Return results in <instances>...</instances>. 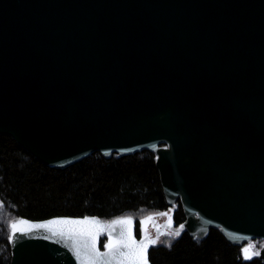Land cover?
Masks as SVG:
<instances>
[{
    "label": "water",
    "instance_id": "1",
    "mask_svg": "<svg viewBox=\"0 0 264 264\" xmlns=\"http://www.w3.org/2000/svg\"><path fill=\"white\" fill-rule=\"evenodd\" d=\"M0 134L51 169L149 150L168 206L138 236L131 215L15 219L8 264H84L48 227L11 228L65 217L105 226L100 253L130 217L138 242L213 228L264 264V0H0Z\"/></svg>",
    "mask_w": 264,
    "mask_h": 264
},
{
    "label": "trees",
    "instance_id": "2",
    "mask_svg": "<svg viewBox=\"0 0 264 264\" xmlns=\"http://www.w3.org/2000/svg\"><path fill=\"white\" fill-rule=\"evenodd\" d=\"M159 177L149 150L110 158L96 151L65 169H51L11 136L0 134V264L10 262L9 222L22 217L98 216L109 220L131 215L137 225L138 218L168 208ZM183 219L177 202L174 220L178 224ZM262 242L253 239L252 248ZM148 258L151 264H261L256 257L243 260L241 245L230 244L213 228L202 240L187 232L162 235Z\"/></svg>",
    "mask_w": 264,
    "mask_h": 264
},
{
    "label": "snow or ice",
    "instance_id": "3",
    "mask_svg": "<svg viewBox=\"0 0 264 264\" xmlns=\"http://www.w3.org/2000/svg\"><path fill=\"white\" fill-rule=\"evenodd\" d=\"M19 224L29 225L30 222L22 219ZM112 224L121 225L122 231L113 238L112 230L109 228V241L105 245L107 249L105 253H100L96 248V239L105 229V226L95 217H84L82 220L67 217L57 218L42 224H32L29 227H18L17 223L13 222L11 228L15 234L17 231L26 233L33 228L48 227L53 235H60L74 241L73 246L77 257L82 259L84 264H97L101 258L105 259L108 264H113V262L115 264H149L147 250L149 245L156 244V241L148 239L146 236L144 240L136 241L132 233V219L130 217L118 218ZM175 234L179 235V232ZM79 238H85L88 243L81 244ZM242 253L245 259H251L248 247L242 249Z\"/></svg>",
    "mask_w": 264,
    "mask_h": 264
},
{
    "label": "flooded vegetation",
    "instance_id": "4",
    "mask_svg": "<svg viewBox=\"0 0 264 264\" xmlns=\"http://www.w3.org/2000/svg\"><path fill=\"white\" fill-rule=\"evenodd\" d=\"M135 230H136V235L138 236L139 235V226H138V224L136 225V228H135ZM164 236H172L171 234H165ZM253 244L251 243V246H252Z\"/></svg>",
    "mask_w": 264,
    "mask_h": 264
}]
</instances>
